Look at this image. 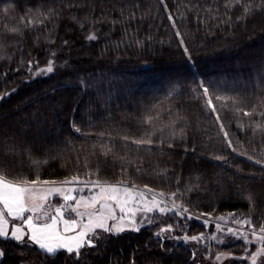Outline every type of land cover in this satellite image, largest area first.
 <instances>
[{"label":"trees","instance_id":"trees-1","mask_svg":"<svg viewBox=\"0 0 264 264\" xmlns=\"http://www.w3.org/2000/svg\"><path fill=\"white\" fill-rule=\"evenodd\" d=\"M193 3L209 18L194 19L186 10ZM226 3L0 0V176L14 182L39 177L63 183L73 176L126 182L177 192L199 214H237L264 226V0H233L230 8ZM49 9L54 17L25 28L28 20L38 25V13ZM225 13L230 24L219 23ZM92 34L98 39L88 40ZM49 60L54 72L40 74ZM199 81L209 88L215 112ZM73 122L81 133L73 131ZM141 138L153 144L132 143ZM14 142L26 144L28 153L8 154ZM211 230L193 221L189 233ZM155 231L109 235L82 250V264H199L189 247ZM0 248V264H75L11 240L0 239Z\"/></svg>","mask_w":264,"mask_h":264},{"label":"snow or ice","instance_id":"snow-or-ice-1","mask_svg":"<svg viewBox=\"0 0 264 264\" xmlns=\"http://www.w3.org/2000/svg\"><path fill=\"white\" fill-rule=\"evenodd\" d=\"M235 4L239 5L240 0H234ZM233 0H227L225 4L226 8H230ZM186 10L193 12L194 19H197L200 23L204 19L209 17H202L200 12L203 11L197 4L193 3L191 9L186 7ZM243 12L246 14L250 11V8L245 4L242 7ZM209 12L212 9L208 10ZM56 13L49 9L47 13H38V25H33L31 20L25 22V28L30 29L43 25L44 22L52 17ZM91 15V13L89 14ZM104 14L101 13V16ZM123 15V14H122ZM227 16V13H225ZM135 16L132 12L129 14L128 19ZM215 18V17H212ZM75 20L76 18L73 17ZM243 16L237 17V22H242ZM23 20V17L21 18ZM169 20L175 27L176 21L173 19L172 14H169ZM232 18L227 16V19L219 20V23H231ZM87 21V17L85 18ZM96 21L103 22L101 17H96ZM116 21L113 20L112 24ZM83 27V24L80 25ZM10 31L14 34L18 33L17 28H12ZM22 34V33H21ZM176 36L179 37L180 45L183 47L184 52H189L188 47L185 45L184 38L181 36L179 30H176ZM88 40L98 39L96 34L89 35ZM65 43H67L65 41ZM54 57L55 53H51ZM38 63V62H37ZM29 72L32 71V61L28 62ZM40 74H51L54 72V62L49 60L46 68L39 69ZM199 87L202 89V94L208 97L209 88L204 86L203 81L197 82ZM82 90H87L85 85L86 82L80 81ZM90 86V85H89ZM3 97H0L2 99ZM219 98V97H218ZM207 103L211 106L212 111L215 112L216 108L213 105L212 98L208 97ZM251 113L245 112L244 115H250ZM217 120L220 119L217 115ZM152 117L149 116L147 123H152ZM73 131L81 133V128L72 123ZM220 128L223 129L224 125L221 123ZM84 134V133H82ZM175 135V134H173ZM225 138L228 133L224 132ZM123 139L127 141L129 137L124 136ZM132 143L136 145H151L153 140L151 138L133 139ZM160 143H163L161 140ZM229 147H231V140H227ZM168 147H172L171 144ZM28 146L22 143L14 142L10 145V152L8 154L20 155L28 153ZM111 151V149H109ZM232 151H235L233 148ZM107 155V153H105ZM216 159H222V157H216ZM251 159V157H249ZM261 163L260 161H255ZM4 164H0V167H4ZM139 170V169H137ZM55 181L43 180L39 177L28 180L21 179L16 182L6 179L4 176H0V239L15 241L18 246L24 248L30 246H36L38 250L45 256L52 258L63 254L70 260L74 261L75 264H82V250L87 248H95L96 242L101 239L100 233H109L113 235H119L126 230L140 231V227L137 226L136 216L139 213H159L167 215L173 213L184 217V214L188 212L187 207L176 204L174 201L169 206L162 198L164 193H159L161 197L157 200L156 195H153L150 202H146L145 194L143 192H137L134 188L127 186L120 187L117 184H101L99 181H79L77 176H73L71 181L65 183H83L86 185V191L92 192L94 188H99V191L93 195H84L85 189L77 188H62V187H45L50 184H54ZM90 185V186H88ZM39 186V187H38ZM148 191H153L148 189ZM53 195L60 197L63 201L59 206L54 208V213L48 211L52 207L49 204V198ZM172 197H177L178 193H171ZM180 195H183L182 193ZM150 205V206H149ZM119 212V216L117 213ZM67 213V215H66ZM27 214V215H26ZM20 221L26 226L13 225L11 230L9 228L10 220ZM186 219H192L191 216L184 217ZM220 220H224V217H220ZM109 221H112L111 225ZM205 226H208V221L203 222ZM234 223L239 225H250L252 226V234H256L255 226L252 225V221L245 219L243 221L234 219ZM127 225V227H126ZM174 231L171 225L162 227L161 231L156 233L157 237H160L163 233ZM216 231L223 232V229L216 225ZM261 233H264V226L259 229ZM227 235L243 239L245 247L251 243L247 236H244L239 229L228 228ZM180 239V237H176ZM204 239L203 234L198 235H184L183 240L185 242H200ZM261 248L259 251L250 254L251 264H257V258L264 255V235L259 238ZM212 241H217L215 235L211 236ZM223 243V241H220ZM195 253H193V256ZM5 257V250L0 248V261H3ZM219 261L221 256H216Z\"/></svg>","mask_w":264,"mask_h":264},{"label":"rangeland","instance_id":"rangeland-1","mask_svg":"<svg viewBox=\"0 0 264 264\" xmlns=\"http://www.w3.org/2000/svg\"><path fill=\"white\" fill-rule=\"evenodd\" d=\"M71 180L72 179H69L66 181H71ZM66 181H63V183L55 182L54 185H47L45 187H62L65 189L67 188L85 189V191L83 192L84 195H93L99 191V188H94L92 192H87L85 184L65 183ZM79 181H84V180H79ZM116 184L120 187L127 186L129 188H134V190H136L137 192H143L145 194L146 202H150L153 195H156L157 200H160L161 197L158 194L164 193V196L162 199L169 206L174 201L178 205L187 207L183 204L182 201L178 200L177 197H172L170 193L158 191V190L147 188V187L131 186L126 182L116 183ZM104 185H108V184L104 183ZM148 189H152L153 191H148ZM50 199L53 201L52 202L53 204H51L52 207L49 208L48 210H53V207L63 203L62 199L56 195L51 196L49 200ZM187 209H188V212L184 214V217L191 216L193 217L192 219H186L180 215H175L171 212L168 213L167 215H163L159 213H139L136 216L137 226L140 227V230L146 227H151V228L156 229L155 233H158L161 231L162 227L171 225L174 231L163 233L161 236L164 237L168 242L175 244V246L176 244L179 243V244L189 247L191 250H193V253L196 254V258L199 264L201 263L203 264H209V263L211 264L212 263H215V264H237V263L251 264L250 254L255 253L260 250L261 243L258 238L261 235H264V233H261L259 231L260 228L255 226L256 234L253 235L252 226L239 225V224L234 223V219H238L241 221L248 219L252 221L251 218L237 215V214H226V215H220V216L204 215V214L196 213L195 211L190 210L188 207ZM117 215L118 216L120 215L119 212L117 213ZM220 217H224V220H220ZM183 220H185V222ZM205 220L208 221V226L206 228L209 230L212 227V230L199 233V234H195L198 236L200 234H203L204 239L201 240L200 242H192V241L185 242L183 240L184 235L192 236L189 233V228L191 226V223L193 221H197V222L204 224L203 222ZM112 223L114 222L109 221L110 225ZM216 225H219L223 229V232L216 231ZM252 225H254L253 222H252ZM228 228L239 229L240 232L244 236H247L248 240L251 243H249L247 247H245V243L242 238L237 239V238L227 235ZM125 232H136V231L126 230L123 233ZM109 235H113V234L101 232L100 233L101 239L99 241L104 240ZM213 235L217 237V241L211 240V236ZM176 237H180V239H176ZM220 241H223V243H220ZM218 255L221 256V259L219 261L216 259V256ZM257 264H264V255L257 258Z\"/></svg>","mask_w":264,"mask_h":264},{"label":"crops","instance_id":"crops-1","mask_svg":"<svg viewBox=\"0 0 264 264\" xmlns=\"http://www.w3.org/2000/svg\"><path fill=\"white\" fill-rule=\"evenodd\" d=\"M50 185H54V184H50ZM38 187H39V186H38ZM49 202H50V204H53V203H52L53 201H52L51 199L49 200ZM57 206H59V205H57ZM57 206H55V207H57ZM55 207H53V210H48V211L52 212V214H55V213H54V208H55ZM26 215H27V214H26ZM66 215H67V213H66ZM9 220H10V224H9V228H10V230H11V228H12L13 225H17V226H23V227H25V230L27 231L26 226H24L22 222H20V221H13V220H11V218H9Z\"/></svg>","mask_w":264,"mask_h":264}]
</instances>
